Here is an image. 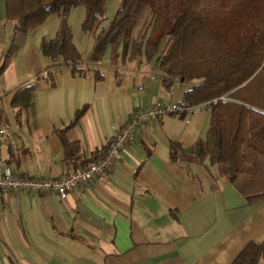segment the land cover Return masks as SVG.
<instances>
[{
  "label": "crops",
  "instance_id": "obj_1",
  "mask_svg": "<svg viewBox=\"0 0 264 264\" xmlns=\"http://www.w3.org/2000/svg\"><path fill=\"white\" fill-rule=\"evenodd\" d=\"M121 2L105 1L93 32L81 28V3L25 34L14 33L13 22L1 13L0 128L12 130L17 149L3 144L0 155L14 173L67 175L101 155L136 106L183 104L190 85L176 79L163 85L162 47L150 61L144 53L124 56L122 45L108 46L98 63L90 60L96 35ZM73 11L81 15L79 26ZM65 23L83 71L41 52V41ZM150 23L145 10L133 31L137 41ZM33 82L31 103L15 106V92ZM209 124L207 104L149 120L123 148L106 181L80 184L65 199L0 191V264H231L246 244L264 240V200L247 201L208 160L169 156L170 142L189 147L206 136ZM63 140L77 147L79 160L66 158Z\"/></svg>",
  "mask_w": 264,
  "mask_h": 264
},
{
  "label": "trees",
  "instance_id": "obj_2",
  "mask_svg": "<svg viewBox=\"0 0 264 264\" xmlns=\"http://www.w3.org/2000/svg\"><path fill=\"white\" fill-rule=\"evenodd\" d=\"M105 1L4 0V6L14 33L25 34L81 3L86 9L81 28L93 32L95 15H102ZM145 10L151 23L146 37L137 41L133 31ZM119 45L124 56L135 59L144 53L149 61L162 47L158 59L165 74L163 85L168 88L172 79L189 84L183 104L210 107L206 136L189 147L170 142V159L199 164L208 160L247 201H263L264 0H122L109 24L96 35L90 60L100 62L108 46L115 50ZM40 48L53 60L61 57L72 71H83L68 24H62L53 38L43 39ZM14 49L12 44L7 59ZM36 84L18 89L13 104L28 106ZM63 142L66 158L79 160L77 147ZM261 261L264 240L246 244L231 264H264Z\"/></svg>",
  "mask_w": 264,
  "mask_h": 264
},
{
  "label": "built area",
  "instance_id": "obj_3",
  "mask_svg": "<svg viewBox=\"0 0 264 264\" xmlns=\"http://www.w3.org/2000/svg\"><path fill=\"white\" fill-rule=\"evenodd\" d=\"M188 108L184 104L160 101L136 106L123 125L114 130L104 152L89 160L84 167L77 168L67 175L41 177L16 174L0 155V191L15 194L22 191L49 193L65 199L69 192L80 184L95 180L106 181L114 164L120 158L123 148L133 140L142 124L168 114L183 112ZM3 144H7L13 151L17 149V141L12 130L5 126L0 128V146Z\"/></svg>",
  "mask_w": 264,
  "mask_h": 264
},
{
  "label": "rangeland",
  "instance_id": "obj_4",
  "mask_svg": "<svg viewBox=\"0 0 264 264\" xmlns=\"http://www.w3.org/2000/svg\"><path fill=\"white\" fill-rule=\"evenodd\" d=\"M76 7H78V6H76ZM4 8H5V6H4V0H0V16H3V14H5L4 13ZM79 9H80V7H79ZM78 9V10H79ZM1 13H3V14H1ZM73 14H74V16L76 17L75 19H77V22H78V26H79V22H80V17H81V15L80 14H78L77 12H74L73 11ZM144 14V13H143ZM5 17H6V14H5ZM4 17V18H5ZM7 19V18H6ZM76 22V23H77ZM77 25V24H76ZM76 25H75V22H74V29H75V33L77 32V31H79L80 32V29H79V27H78V29L77 28H75L76 27ZM262 263H264V261H261Z\"/></svg>",
  "mask_w": 264,
  "mask_h": 264
}]
</instances>
